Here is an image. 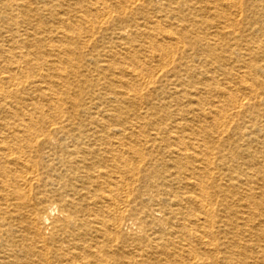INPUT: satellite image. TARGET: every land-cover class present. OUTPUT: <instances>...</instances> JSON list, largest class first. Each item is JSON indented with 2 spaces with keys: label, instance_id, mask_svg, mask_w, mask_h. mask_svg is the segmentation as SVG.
Wrapping results in <instances>:
<instances>
[{
  "label": "bare ground",
  "instance_id": "bare-ground-1",
  "mask_svg": "<svg viewBox=\"0 0 264 264\" xmlns=\"http://www.w3.org/2000/svg\"><path fill=\"white\" fill-rule=\"evenodd\" d=\"M0 264H264V0H0Z\"/></svg>",
  "mask_w": 264,
  "mask_h": 264
}]
</instances>
